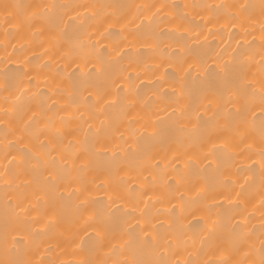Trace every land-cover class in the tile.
<instances>
[{"label":"bare ground","instance_id":"6f19581e","mask_svg":"<svg viewBox=\"0 0 264 264\" xmlns=\"http://www.w3.org/2000/svg\"><path fill=\"white\" fill-rule=\"evenodd\" d=\"M262 25V0H0V260L259 264ZM38 130L41 171L67 169L55 213L16 174Z\"/></svg>","mask_w":264,"mask_h":264},{"label":"snow or ice","instance_id":"6c2138e0","mask_svg":"<svg viewBox=\"0 0 264 264\" xmlns=\"http://www.w3.org/2000/svg\"><path fill=\"white\" fill-rule=\"evenodd\" d=\"M24 6L19 5V4H4L3 5V9H4V13L7 16L8 14H10L9 10L10 9H20ZM56 5H44V12H37V11H33L30 13H23V20L25 23H27L28 25H32L34 21L36 20H43L45 19V17L48 16V14L54 9L56 8ZM63 7V6H61ZM217 9L221 8V7H228L226 5H216L215 6ZM241 9L243 10H247L249 8L248 5H240L239 6ZM262 9H264V0H262ZM159 11V9H157ZM239 16L238 14H233L232 19H238ZM262 32H264V25H262ZM264 38V37H262ZM223 71L225 72V75H227V68L225 67V69H223ZM256 98V93L255 91H252L250 93V97H246V103L243 106V108L247 107V104L251 101L254 100ZM259 100L260 103L262 105H264V90L261 91V94L259 96ZM242 107H236L235 112L236 115L233 117L231 116V114H229V117L232 119L233 121V131H239L238 127H236V125H238L239 123L242 122V111H243ZM102 110V109H101ZM89 127H91V125H89ZM229 130V124L228 123H224L218 126L217 131L219 132H223V131H228ZM164 134V130H157L152 132L150 135L155 137L158 135H163ZM57 138L58 139H62V133H60L59 131H57L56 133ZM34 138L37 140V142L39 143V148H40V154H33L31 152V150H29L28 153L25 154L26 159L21 160V165L22 167L19 169L18 173L16 174H20V173H31L32 175V179L26 181V183L33 185V195L35 196L36 200H37V204L32 205L31 207L33 208H37L38 207V203L41 199L44 200V204L46 206H51L53 212L55 213L58 208H59V204L60 202H63L64 200V193L63 190L60 189L58 187V184L60 181L67 179L66 173H67V169L60 167V168H56L55 170H49L47 172L41 171V167L42 165H48L49 164V160L47 159L48 156H51V163L53 165L56 164V156L52 155L51 153V147H52V141L51 140H47V138L45 139H41L40 135H39V130L35 133H33ZM47 141V142H46ZM261 142L262 145H264V117H262V124H261ZM72 141H69V144H71ZM212 146L213 148L219 147L223 150H227V141L220 143L219 145H217L215 142H212ZM249 147H251V145H249ZM115 155V153L113 154ZM208 155H212L211 152L208 153ZM260 155H261V160L262 163H264V146L261 147L260 149ZM13 159H15V157H13ZM66 163V161H65ZM209 163H211V161H209ZM86 167V166H85ZM81 183L83 184V181H81ZM105 183V181L101 180L100 184L97 185V187H100L101 185H103ZM19 187V186H18ZM83 189L82 188H76L75 191L77 193L81 192ZM128 191H133L132 189H128ZM69 196L72 195V193H68ZM109 200H112V196L109 195L108 197ZM88 203V201L86 199H82L80 201V204L76 205V209L77 211L81 210V205H86ZM24 212H28V208H24L22 209ZM124 210L122 208L121 205H117V209L116 211H121ZM126 211V210H124ZM37 215H39V212H37ZM109 217H111L113 215V213H108ZM100 216L101 214L98 213L96 216V219L98 221H100L101 223V228L103 229L105 227L104 223L102 220H100ZM90 219H92V217H90ZM131 235V233H130ZM97 236L100 237L101 236V231L100 229L97 230ZM102 237L100 240L97 241V244L99 246V244L102 242ZM145 243H149L147 241H145ZM100 250L99 247H97V251ZM261 252V259L259 261V264H264V241H262V248L260 249ZM0 264H30L29 261L27 260H21V259H5V260H0ZM81 264H97V262H94L90 259H86L84 261L81 262ZM114 264H120L119 261L114 262ZM131 264H144V262L141 261H132ZM152 264H168L167 261L164 260H156L153 261Z\"/></svg>","mask_w":264,"mask_h":264}]
</instances>
